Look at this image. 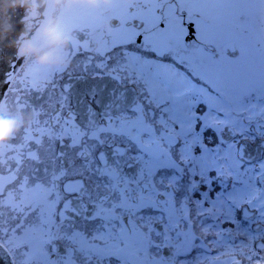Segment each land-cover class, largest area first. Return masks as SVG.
Segmentation results:
<instances>
[{
  "label": "snow or ice",
  "instance_id": "obj_1",
  "mask_svg": "<svg viewBox=\"0 0 264 264\" xmlns=\"http://www.w3.org/2000/svg\"><path fill=\"white\" fill-rule=\"evenodd\" d=\"M33 16L55 59L0 43V264H264V0Z\"/></svg>",
  "mask_w": 264,
  "mask_h": 264
},
{
  "label": "water",
  "instance_id": "obj_2",
  "mask_svg": "<svg viewBox=\"0 0 264 264\" xmlns=\"http://www.w3.org/2000/svg\"><path fill=\"white\" fill-rule=\"evenodd\" d=\"M45 2L46 0H0V43H4L8 48H11L5 51V61L8 59V54L13 50L20 53L21 50L30 44L31 36L35 30L33 21L37 18L33 16V13L38 14ZM17 8H23L28 14L25 26L19 32L16 31L14 22V13ZM10 9L12 14H10ZM19 35H23L24 39L22 41L18 39ZM33 48L34 46L31 45V49ZM31 51H22V54L29 55ZM6 71V64H0V91L6 90L2 84L3 75Z\"/></svg>",
  "mask_w": 264,
  "mask_h": 264
},
{
  "label": "clouds",
  "instance_id": "obj_3",
  "mask_svg": "<svg viewBox=\"0 0 264 264\" xmlns=\"http://www.w3.org/2000/svg\"><path fill=\"white\" fill-rule=\"evenodd\" d=\"M58 42L67 44L66 39L58 40ZM29 50H32L30 44L23 49L25 52ZM49 59L50 54H45L38 57L40 63L48 62ZM20 127H22L21 121L15 119L14 117L0 116V143L6 142L11 137V135L19 130Z\"/></svg>",
  "mask_w": 264,
  "mask_h": 264
},
{
  "label": "rangeland",
  "instance_id": "obj_4",
  "mask_svg": "<svg viewBox=\"0 0 264 264\" xmlns=\"http://www.w3.org/2000/svg\"><path fill=\"white\" fill-rule=\"evenodd\" d=\"M54 47V46H53ZM35 49V47L32 49V51ZM31 51V52H32ZM45 54H50V59H55L56 58V53L52 51L51 48L47 49V50H43V51H39V52H36L34 54H32V56L34 57H39V56H42V55H45Z\"/></svg>",
  "mask_w": 264,
  "mask_h": 264
},
{
  "label": "flooded vegetation",
  "instance_id": "obj_5",
  "mask_svg": "<svg viewBox=\"0 0 264 264\" xmlns=\"http://www.w3.org/2000/svg\"><path fill=\"white\" fill-rule=\"evenodd\" d=\"M37 52V50H36V48L29 54V55H32V54H34V53H36ZM8 117H14L15 119H17V120H19L17 117H15V115H10V116H8ZM20 121V120H19Z\"/></svg>",
  "mask_w": 264,
  "mask_h": 264
}]
</instances>
